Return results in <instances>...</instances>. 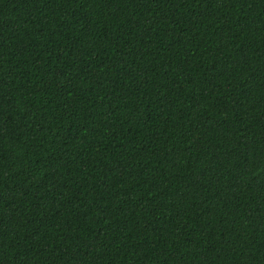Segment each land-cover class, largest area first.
<instances>
[{"label":"trees","instance_id":"obj_1","mask_svg":"<svg viewBox=\"0 0 264 264\" xmlns=\"http://www.w3.org/2000/svg\"><path fill=\"white\" fill-rule=\"evenodd\" d=\"M0 264H264V0H0Z\"/></svg>","mask_w":264,"mask_h":264}]
</instances>
